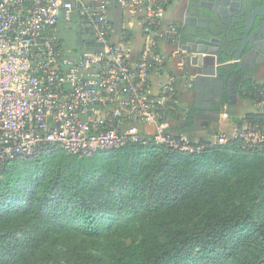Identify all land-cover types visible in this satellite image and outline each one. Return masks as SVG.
Instances as JSON below:
<instances>
[{"label": "trees", "instance_id": "obj_1", "mask_svg": "<svg viewBox=\"0 0 264 264\" xmlns=\"http://www.w3.org/2000/svg\"><path fill=\"white\" fill-rule=\"evenodd\" d=\"M221 27L181 24L178 38L239 35ZM239 84L252 101L264 88ZM189 137L203 147L148 139L80 157L43 146L5 161L0 264H264V147Z\"/></svg>", "mask_w": 264, "mask_h": 264}, {"label": "built area", "instance_id": "obj_2", "mask_svg": "<svg viewBox=\"0 0 264 264\" xmlns=\"http://www.w3.org/2000/svg\"><path fill=\"white\" fill-rule=\"evenodd\" d=\"M171 2L0 0V166L43 146L80 157L148 139L188 153L200 150L189 136L168 131L170 113L180 105L175 80L158 93L149 85L151 73L166 62L161 40L178 41L180 25L163 24ZM112 3L143 11L144 44L137 55L112 41ZM74 12L93 28L95 49L85 41L71 46L61 32ZM258 93L260 118L222 133L216 142L264 147V88Z\"/></svg>", "mask_w": 264, "mask_h": 264}, {"label": "crops", "instance_id": "obj_3", "mask_svg": "<svg viewBox=\"0 0 264 264\" xmlns=\"http://www.w3.org/2000/svg\"><path fill=\"white\" fill-rule=\"evenodd\" d=\"M202 1L205 0H172L164 15V28H168L172 23L191 26L186 23V20L192 15L209 17L212 23L213 20L221 22L219 14L201 5ZM75 14L78 15L77 12L72 15ZM108 17L113 25L112 41L122 42L131 49L132 55L140 53L144 44L143 11L112 3L109 6ZM75 22L76 24L79 22V15ZM84 41L87 43L85 46L87 49L96 48L93 44L94 39L86 41L84 36ZM188 42H182L179 38L175 42L161 40V50L166 56V62L161 70L153 71L150 76L149 85L152 93H158L162 86L171 79H174L177 84L181 111L169 117L170 131L176 135L188 136V134H192L203 137L208 135L213 123L219 125L222 132L225 133L226 129L228 132L235 126L249 122L247 115L256 113L257 107L254 101L243 97L239 90L234 99L227 98L218 105H212L211 99H209L211 93L208 91V82L196 79L201 74V67L198 64H193L198 61V53L188 50L186 47ZM204 64L210 68H216L215 56L205 55ZM224 66L226 65L219 66V69L223 70ZM216 74V70H214L213 73L206 76L216 77ZM230 80H234V77ZM253 80L264 84V70L258 72ZM195 91H198L202 96L199 103L195 101ZM206 92H208V96H205Z\"/></svg>", "mask_w": 264, "mask_h": 264}, {"label": "water", "instance_id": "obj_4", "mask_svg": "<svg viewBox=\"0 0 264 264\" xmlns=\"http://www.w3.org/2000/svg\"><path fill=\"white\" fill-rule=\"evenodd\" d=\"M259 1L262 0H210L202 1L201 5L205 8L218 13L221 22L218 20H213L211 18L204 17L200 15H192L186 20V23L194 26L199 29H222L221 26L225 24V28L232 26L237 31L239 35L226 38L222 40L220 37L215 35V33L209 38L203 36H197L195 40H189L186 47L188 50L197 52V63L201 67V74L196 79L205 80L208 82V91L213 93L214 87L221 86L224 89V86H228L230 82L229 74L225 76L222 74V71L219 69V66L223 65H233L235 63L239 64L238 70H243L248 68V60L252 53H257L261 55V51L256 50L254 47V41H259L264 39V5H258ZM244 17V21L241 24H238V19ZM78 36L77 43L79 45L84 44V26L81 22L77 24ZM222 31V30H220ZM226 34V32H225ZM252 39V44L248 46L247 39ZM248 53L245 55V51ZM205 55L215 56L216 68H210L204 64ZM226 57H234L235 59H228ZM216 70V77H207L206 75L213 73ZM210 82V84H209ZM234 96H237V86H233ZM199 102L202 99L201 94H199Z\"/></svg>", "mask_w": 264, "mask_h": 264}, {"label": "flooded vegetation", "instance_id": "obj_5", "mask_svg": "<svg viewBox=\"0 0 264 264\" xmlns=\"http://www.w3.org/2000/svg\"><path fill=\"white\" fill-rule=\"evenodd\" d=\"M263 6L264 5V0L259 1V4ZM78 24V23H77ZM77 24L74 28V30L78 31L77 28ZM248 42V46L250 44H252V39L249 38L247 39ZM254 47H256V50L261 51V55L257 54V53H252L249 57V59H245L248 60V68H245L243 70H238L239 69V64L235 63L233 65H226L223 67L222 74L225 76L226 74H229L230 78L234 77V80H230V82L228 83V86H224V89L221 88V86H216L214 87V91L212 94H208V92L205 93V96L209 95V99H211L212 105H218L220 103H222L223 101H225L227 98L228 99H234V91H233V86L236 85L237 86V93L238 90L240 91L241 89V85L239 84V80L241 79V77L244 75L245 78L247 79H253L254 76H256L258 74V72L264 70V39H261L259 41H254ZM248 53V51H245V55ZM247 56V55H246ZM233 59H235L233 57ZM234 71L232 75L231 71ZM195 101L196 103H199V92L195 91Z\"/></svg>", "mask_w": 264, "mask_h": 264}, {"label": "rangeland", "instance_id": "obj_6", "mask_svg": "<svg viewBox=\"0 0 264 264\" xmlns=\"http://www.w3.org/2000/svg\"><path fill=\"white\" fill-rule=\"evenodd\" d=\"M77 19H78V15L77 14L72 15L71 21H69V22L68 21H65V23L64 24H61V26H60L61 32L64 34V36H66V38L68 39L69 44L71 46H73V42L77 40V36H78V31L77 30H74V28L76 26V22L75 21H77ZM83 35L85 36L86 41L93 40L94 39L93 28L91 26H89V25L84 26V34ZM242 107H245V106L243 105ZM242 107H241V109H242ZM148 128L150 129V127H148ZM210 128L211 129L207 133L208 134L207 136L210 137L214 141H217L218 138H219V136L222 133H224V132H222V129L219 128V125L217 126V125H215V123H213L210 126ZM227 130L228 129H226V131ZM188 136H191L195 140H197L198 138H200V136H194L192 134H188Z\"/></svg>", "mask_w": 264, "mask_h": 264}]
</instances>
